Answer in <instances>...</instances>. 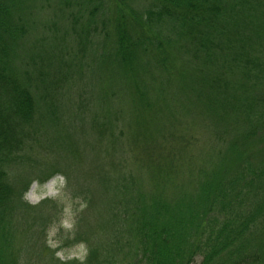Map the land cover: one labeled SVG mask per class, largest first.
<instances>
[{
    "label": "trees",
    "instance_id": "16d2710c",
    "mask_svg": "<svg viewBox=\"0 0 264 264\" xmlns=\"http://www.w3.org/2000/svg\"><path fill=\"white\" fill-rule=\"evenodd\" d=\"M46 1L52 15L60 19L64 10L72 8L63 6L65 0ZM134 1L85 0L93 19L81 24L80 31L74 19L75 39L85 52L99 45L103 48L100 60L105 71L112 72L107 76L119 84L118 95L129 99L140 116L152 108L158 114L163 109L171 111L174 120L164 139L169 144L148 154L146 163L152 164L148 190L139 177L110 183L109 176L103 178L111 185V206L105 216L96 217L97 232L85 229L97 209L93 186L81 188L73 228L59 249L84 243L87 253L84 260L62 261L56 257L58 248L51 250L46 238L49 228L60 226L58 207L63 210L66 194L60 191L56 201L45 199L55 210L44 214L46 203L31 206L25 200L32 181L22 186L23 171L10 172L25 160L26 136H20V130L36 119L42 121L36 118L40 112L31 90L17 81L20 72L29 75V68L39 69L36 51L44 45L29 41L42 16L33 22L36 7L27 12V0H0V264H194L198 258L202 264H264V198L256 200L263 191L261 181L257 190L247 189V196L241 195L242 174L233 171L228 179L222 160L216 169L199 172L195 181L185 178L190 195L175 192L176 163L185 148L194 149L198 140L176 136L183 118H193L186 122L192 131L208 123L205 128L216 137H226L240 162L246 152L239 148L264 142V0H140L145 5L140 14L129 4ZM76 5L81 11L79 2ZM249 11L263 14L258 25L251 26ZM247 29L257 42L241 38ZM178 57L188 58L194 71H208L187 81L186 67L177 64ZM229 74L238 76L229 80ZM250 78L256 79L252 95V85L236 82ZM237 108L245 118L238 130L224 122L218 131ZM136 112L134 133L139 140L143 122ZM260 134V142L251 141ZM237 136L236 142L230 141ZM177 139L179 148L174 146ZM54 176L37 177L34 183L46 184ZM84 184L93 180L84 176ZM16 234L24 239L20 249L4 253L3 246Z\"/></svg>",
    "mask_w": 264,
    "mask_h": 264
},
{
    "label": "rangeland",
    "instance_id": "374dc122",
    "mask_svg": "<svg viewBox=\"0 0 264 264\" xmlns=\"http://www.w3.org/2000/svg\"><path fill=\"white\" fill-rule=\"evenodd\" d=\"M65 2L67 3L63 4L64 7L71 5L72 8L68 7L64 10L61 19L52 15L53 10L47 6L46 0H27L28 5L25 6L28 7L26 11L30 14L32 11L29 8L36 7L33 22L42 16L36 22L38 28L32 31L29 44L40 43L44 47H39L36 51L37 59L41 61L38 65L40 71L29 68L30 74L20 72L21 78L17 81H20L26 89L29 88V91L31 90L38 109L37 113L40 112L36 118L42 121L36 119L31 126L27 128L24 126L25 130H20V136H26L24 140L26 147L23 152L25 160L10 170L13 173L23 171L20 175L22 186L29 180L32 181L25 200L31 206L46 203L42 208L44 214L55 210L52 202H44L45 199L56 201L60 191L66 194L65 200L61 203L64 205L63 210L61 211L60 206L58 207L60 220L57 224L60 226L55 225L49 228L46 238L51 250L58 248L56 257L62 261L84 260L87 253L84 243L59 249L64 244L68 232L73 228L72 223L75 221L78 206L82 202L81 197L78 196L81 188L86 185L93 186L97 209L95 214L88 218V225L85 229L97 232L96 217L105 216L106 210L111 206V199L109 201L111 180H128L134 176V178L143 179L146 190L152 186L149 180V168L152 164L146 163L149 158L148 154L159 152L162 147L169 144L164 139L168 138L166 132L171 130L167 126L174 120L171 111L167 109H163L162 114H158L156 109L152 108L150 110L153 112H145L143 116H140L129 99L118 95L120 88L117 86L119 84H115L112 77L107 76L112 72L109 69L105 71L104 61L100 60L103 48L99 45L98 48H87L85 52L75 39L74 19H78L79 24L76 25V29L80 31L81 24H86L87 21L93 19L90 15L91 9L88 12L85 0H65ZM78 2L81 11L76 5ZM129 4L138 14L145 6L140 0ZM107 6L104 3V7ZM246 15L252 27L258 25L260 19L263 18V14L257 11H249ZM99 16H101L100 13L97 17ZM33 22L31 24L35 27ZM71 30L74 32L73 35H71ZM244 32L242 39L251 38L253 40L251 30L247 29ZM54 37H56L55 40L50 41ZM40 38L41 41L38 40ZM60 40L62 41L59 44ZM176 62L186 67L183 71L187 73V81L193 80L195 74L203 76L208 71L207 69L194 71L188 58L178 57ZM211 66L217 67V65ZM238 74H229V80H234ZM240 81H247L253 86L252 95L256 89V79L236 80V82ZM149 89L151 90V87ZM133 111L143 122L140 126L139 140H135L134 126L137 122ZM238 111L237 108L229 113L219 124L218 131L222 130L221 126L224 122L228 127H236L238 130V123L245 119ZM44 112L46 115H43ZM192 119L183 118L178 123V131H174L176 136H185L187 140H190L192 136L198 138L194 149L187 146L180 161L176 163L175 178L178 180L175 192L190 195L189 186L184 181L185 178L190 176L195 181L199 172H210L216 169L217 163L224 160L226 163L223 166L228 179L231 178L233 171L242 174L239 182V186H243L240 190L241 195L247 196V189L257 190L259 181H261L263 191L259 192L256 200H263L264 176H261V170H264V142L257 145L249 143L250 147L246 145L239 148L242 153L246 152L242 155L240 162L238 155L232 153V149L228 146L230 142H225L226 137H216V133L205 128L208 123L192 131L186 124ZM30 134L31 138L28 140ZM144 135L145 138H142ZM261 139L263 135L260 134L251 141L260 142ZM237 140L238 136L230 139L231 142ZM174 146L180 147L178 139L174 142ZM165 151L162 149V152ZM242 164L243 167H241ZM56 172H61V174L56 175ZM52 176L55 178L49 183H43L44 185L34 183L37 177L45 179ZM84 176L93 180V184H84ZM105 176H109V183L107 180L104 181ZM136 183L139 185L138 181ZM132 193L137 194L138 192L132 190ZM101 198L104 199L102 202L99 200ZM133 199L135 196L131 198ZM23 241V237L16 234L9 244H5L8 246H3V252L16 253ZM194 264H202V258H198Z\"/></svg>",
    "mask_w": 264,
    "mask_h": 264
}]
</instances>
